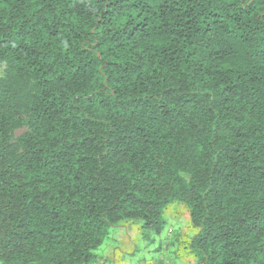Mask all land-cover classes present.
I'll list each match as a JSON object with an SVG mask.
<instances>
[{
    "label": "trees",
    "instance_id": "1",
    "mask_svg": "<svg viewBox=\"0 0 264 264\" xmlns=\"http://www.w3.org/2000/svg\"><path fill=\"white\" fill-rule=\"evenodd\" d=\"M173 203L192 264H264V0H0V264Z\"/></svg>",
    "mask_w": 264,
    "mask_h": 264
},
{
    "label": "rangeland",
    "instance_id": "2",
    "mask_svg": "<svg viewBox=\"0 0 264 264\" xmlns=\"http://www.w3.org/2000/svg\"><path fill=\"white\" fill-rule=\"evenodd\" d=\"M164 217L166 225L160 234L143 232L140 220L110 228L94 251L97 264H150L152 259L154 264H192L194 259L187 245L194 229L187 208L173 203L166 208Z\"/></svg>",
    "mask_w": 264,
    "mask_h": 264
},
{
    "label": "crops",
    "instance_id": "3",
    "mask_svg": "<svg viewBox=\"0 0 264 264\" xmlns=\"http://www.w3.org/2000/svg\"><path fill=\"white\" fill-rule=\"evenodd\" d=\"M127 239V238H126ZM101 259V258H100ZM97 262H98V256L96 255V258H95V260L92 262V263H90V264H97ZM150 264H154V260L152 259L151 261H150ZM158 264V263H157Z\"/></svg>",
    "mask_w": 264,
    "mask_h": 264
}]
</instances>
